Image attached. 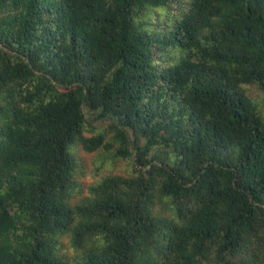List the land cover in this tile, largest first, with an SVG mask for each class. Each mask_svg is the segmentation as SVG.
Instances as JSON below:
<instances>
[{
  "label": "trees",
  "instance_id": "1",
  "mask_svg": "<svg viewBox=\"0 0 264 264\" xmlns=\"http://www.w3.org/2000/svg\"><path fill=\"white\" fill-rule=\"evenodd\" d=\"M0 264H264V0H0Z\"/></svg>",
  "mask_w": 264,
  "mask_h": 264
},
{
  "label": "rangeland",
  "instance_id": "2",
  "mask_svg": "<svg viewBox=\"0 0 264 264\" xmlns=\"http://www.w3.org/2000/svg\"><path fill=\"white\" fill-rule=\"evenodd\" d=\"M150 22L154 24L156 22V18L154 16H149ZM171 51V56L175 57V53L172 52L171 48H167L164 53L158 54L155 57V62L157 65H163L165 63V60L169 58L168 54ZM246 93L249 95L250 98L258 101L259 98H256V95L252 90H248V88H244ZM78 148L80 146H77ZM76 149H73L74 158L77 162V171L75 178V181L77 184H79L81 191L79 192L80 195L85 196L87 193V189L94 184L97 181V173L98 171H101V176L105 174H120L122 169L124 168V163L119 164V169L116 171L108 172L109 165H104V167H101L100 160L101 157H99L98 152H92V153H86L84 151H75ZM97 168V170H95ZM56 241L59 242V248L57 249V253L61 255L64 253L67 257H73L74 251L70 248L69 245V238L68 235L65 234L61 238H57Z\"/></svg>",
  "mask_w": 264,
  "mask_h": 264
}]
</instances>
